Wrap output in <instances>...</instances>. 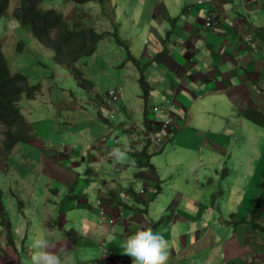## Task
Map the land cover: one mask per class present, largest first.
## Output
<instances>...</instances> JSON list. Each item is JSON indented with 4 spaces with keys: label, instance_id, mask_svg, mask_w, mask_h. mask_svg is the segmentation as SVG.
Segmentation results:
<instances>
[{
    "label": "rangeland",
    "instance_id": "rangeland-1",
    "mask_svg": "<svg viewBox=\"0 0 264 264\" xmlns=\"http://www.w3.org/2000/svg\"><path fill=\"white\" fill-rule=\"evenodd\" d=\"M70 2L41 0L39 6L41 9H54L64 18L72 14L81 15L82 10L86 11L92 29L105 22L102 29L96 31H106L108 35L96 43L91 55L81 56L75 62V67L89 80L90 87L85 82L78 85L69 70L53 60L52 51L32 37L28 26L16 21L12 12L17 6V0H9L7 9L0 15V49L9 71L23 74L28 85L38 84L33 98L29 99L22 93L16 102L19 113L30 126L28 139L17 142L7 155L4 153L0 157V188L4 192L3 204L8 224L12 226L11 244L6 243L3 233L0 235V264H31V243L39 237L49 240L57 250L61 264H102L101 259L108 257V245L115 247L119 242L112 240L113 235L103 233L98 214L91 212L88 207L94 208L93 188L99 187L100 182H86L89 175L87 163L91 162L87 151L91 148L92 155L98 157L97 145L93 142L102 136L107 139L106 144H112V149L116 147L125 152L124 156H128L131 161L134 157L130 152L140 148L134 143L144 139L140 134L143 125L142 113L139 111L143 99L138 87L136 65L129 58V54L133 56L136 51L133 49L131 52L129 42L120 36L118 23L111 17L110 23L106 22L97 7L99 4L87 1L76 7ZM67 3L68 6L64 8ZM68 11H71V15H65ZM141 69L146 75L143 77L154 88L153 98L159 99L163 91L167 92L166 82V85L162 84L157 74L152 76L151 71L147 72V65ZM107 91L116 95L111 103ZM153 98L148 100L150 107L155 103ZM188 99L191 100L190 97ZM160 104L166 106L169 103L164 97ZM186 106L189 104L186 103ZM170 107L171 104L165 109ZM214 112H217L214 106L205 102L201 116H198L201 118L193 119L192 122L205 124V127L214 126L215 123L219 133H224L221 122L213 118ZM146 116L151 119L153 112L148 109ZM156 121L162 126L165 120H159L157 116ZM228 121L243 122L237 118H228ZM2 137L0 132V142ZM161 137L164 138L161 144L150 145L153 151L150 161L155 166L156 175L147 195L150 209L154 206L157 208L166 200V211L161 218L162 223L166 222L165 233L163 235L158 232L167 242L169 256L166 264H220L219 259L231 255L236 247L246 245L253 234L260 235L264 240V233L253 230L251 226L244 231L245 240L239 232L242 226H236L234 231L235 225L228 216L233 213V220L247 217L258 204V207L263 208L261 214L264 217V127L246 119L243 125H238L227 142V152L232 150L236 156L233 161L225 158V155L200 154L197 170L204 181L198 183L196 190L201 194L192 191L194 187L191 178L194 171L184 169L182 164L173 165L176 160L173 159L174 153L167 155L166 147L163 148L169 144L168 147L177 148L171 144L170 124L162 130ZM246 139H250L254 146L250 147L251 154L246 150H238L240 143ZM147 141L150 142L148 139L143 143ZM128 148L131 150L125 151ZM257 152H262L263 158ZM243 157L248 159L246 164H243ZM100 158L105 163L104 180L122 182L123 177H117L119 171L110 165L115 160ZM116 160L122 162L124 168L128 165L126 160ZM247 164L252 171H249L247 180L245 178L247 186H243L242 175L248 170ZM136 167L128 165L123 173L128 174ZM207 170H210L209 174ZM174 178L179 182L174 181ZM123 187L128 186L126 184ZM138 187L140 185L134 184L135 191ZM138 191V196L144 197L142 190ZM175 192H178L177 195H174ZM180 192H183L185 199H194L195 203L201 199L206 200L209 203L208 209H205L204 202L198 210L190 205L179 204L183 197ZM66 196L71 198L70 202L76 196L85 199L87 205L59 211V205L66 201ZM234 200H237L236 204ZM227 206L231 208L227 209ZM220 215L221 222L217 220ZM151 218L159 219L153 215ZM197 218L198 221H193ZM88 221L92 223L84 226L82 222ZM258 223L264 224V221ZM142 226L152 228L153 222ZM76 232L81 233V238L76 236ZM197 232L200 236L195 238ZM122 233L119 239L121 245H124L129 234ZM3 248L6 251L3 252ZM244 257L245 254L240 253V257L236 256L228 262L221 261V264H234L232 261L245 264Z\"/></svg>",
    "mask_w": 264,
    "mask_h": 264
},
{
    "label": "crops",
    "instance_id": "crops-1",
    "mask_svg": "<svg viewBox=\"0 0 264 264\" xmlns=\"http://www.w3.org/2000/svg\"><path fill=\"white\" fill-rule=\"evenodd\" d=\"M92 1L99 4L97 7L100 12L102 11L101 13L108 24L110 17L119 24L118 32L129 42L131 52L135 49L136 53L133 56L138 62L137 73L138 65L144 64L149 68L147 72L151 71L152 76L157 74L158 80H161L162 84L166 82L165 90L167 92L163 91L159 99L153 98L154 88L152 85L150 86L148 100L153 98L157 105L154 103L150 107L147 101L143 113L142 102L139 111L144 115L148 109L153 112V117L148 118V126H146L153 132L161 129L158 125L159 121H156L157 116L159 120L165 119L167 111L169 112L170 140L171 144H175L177 148L168 147L169 144L166 146V154L174 153L173 159L176 160L173 161V165L182 164L184 169L194 171L191 178V185L194 187L192 191L195 194L198 193L196 187L199 182L204 181L197 170V159L201 157L200 154L204 152L208 155H225V158L233 161L236 156L232 150L227 152V142L230 141L229 137L238 125L240 123L243 125L246 118L242 113L246 109L252 108L264 115V32L260 37L254 30L256 27L264 26V0ZM74 16L75 14H72L65 19L71 21ZM79 16H81L79 21L82 26H91L88 12L82 10V14ZM204 16L211 18L212 23L208 27L203 24ZM85 20L88 22L85 23ZM103 25L105 22L95 28L101 30ZM157 55L162 56L157 58ZM141 72L143 76H146L144 70ZM164 97L171 107L161 114L158 112L159 108L169 105L161 106L160 102ZM205 102L212 104L216 109L217 112L213 113V118H216L217 122H221L220 125L223 127L225 135L219 133L218 125L216 126L215 123L214 126L205 127V124L192 122L193 119L201 118L198 116H201ZM186 103L189 104L188 107ZM154 108H158V110ZM172 109L173 111H171ZM228 118H237L243 122L232 123L228 121ZM134 130L135 128L131 132L133 133ZM99 142L101 139L93 142L97 145L98 157L92 155L91 148L87 151L91 162L87 163L89 175L86 182L88 184L100 182L99 187L93 188L99 203L96 204L94 197V208L88 207L91 208V212L96 214H98L97 205L104 211L105 217L110 223H101V229L106 235H113L112 240L119 241L115 247L108 245V257L102 258L101 261L102 264H133L131 257L128 261H123L127 254L119 239L122 236V231V234L131 235L143 228L142 225L153 222V231L161 232L164 235L166 222L162 223L161 218L164 216V210L166 211V200L157 208L154 206L153 209H150L147 192L156 173L143 167H136L128 174L123 173L128 165L136 166L134 159L131 161L128 156L120 158L128 163L124 168L123 163L117 161V157L113 155V150L116 147L112 149L111 144H106V141L103 144H99ZM141 144V142L134 143L139 147ZM251 146L254 148L250 139H246L240 143L238 150L242 152L246 150L251 154ZM257 153L260 158H263L262 152ZM40 157L41 160L44 159L42 155ZM100 157L109 158L111 161L115 160L110 162V165H113L114 170L119 171L117 177L121 175L122 182L104 180L103 165L105 163L100 160ZM247 161L248 159L243 157V164H246ZM247 166L248 170L242 175L244 177L243 186H247L245 178L247 180L249 171H252L249 164ZM69 170L73 172V169ZM207 172L209 174L210 170ZM137 175L140 177H135ZM205 178H207L206 175ZM174 181L179 182L176 178ZM126 184L130 189L129 193L123 187ZM134 184L140 185L138 190H142L141 193H144L146 198L138 196V190H134ZM250 184L251 182L248 185ZM176 193L178 192H175L174 195H177ZM180 193L183 195V192ZM132 195H136L137 199ZM238 197L239 195L236 199ZM73 198L74 201L70 202L71 198L66 196V201L59 205V211L80 207L82 204L87 205V200L78 199L77 196ZM77 200H82V202ZM202 202L206 205L205 209H208L209 203L204 199L195 203L194 199H185L183 195L179 200V204L190 205L196 210L202 208ZM234 202L236 204L237 200ZM238 206L237 213L240 211V205L238 204ZM229 208L231 206H227V209ZM151 215L154 218L158 216L159 219L153 220ZM199 218L193 221H198ZM217 220L221 222V215ZM82 223L85 226L92 222ZM47 226L50 227V225ZM236 226H242V229H239L242 236L244 231L250 227L249 224H236L234 231ZM50 231L52 230H48V232ZM81 233L76 232V236L81 238ZM84 233L85 228L83 229ZM199 236L200 234L197 232L195 238ZM243 238L246 240V237L243 236ZM103 252L102 249L101 253ZM231 253L229 256H223L221 260L219 259L220 264L221 261L228 262L235 259L236 256L240 257V253L245 254V259H243L245 264H264V240L260 235L253 234L246 245L236 247ZM232 262L235 264L234 261Z\"/></svg>",
    "mask_w": 264,
    "mask_h": 264
},
{
    "label": "trees",
    "instance_id": "trees-1",
    "mask_svg": "<svg viewBox=\"0 0 264 264\" xmlns=\"http://www.w3.org/2000/svg\"><path fill=\"white\" fill-rule=\"evenodd\" d=\"M9 0H0V15L7 9ZM73 3H81L88 0H71ZM41 0H17V6L12 12V16L20 24L28 26V30L32 37L42 46L50 49L53 53V60L65 66L70 75L77 81L78 85H90L88 79L83 77L81 70L75 67V62L81 56H89L95 50L96 43L108 35V32H96L91 27H81L76 19H73L69 24L65 18L54 9H41L39 4ZM258 36H262L264 26L254 29ZM162 56V55H161ZM129 58L137 65V60L129 54ZM160 58V57H157ZM139 67V65H138ZM138 87L140 89L141 98L144 105L147 104L150 92L149 81L143 77L139 71L137 75ZM38 89V84L28 85L26 78L20 72H10L3 54L0 49V124L3 128L0 131L3 133V138L0 142V157L9 152L17 142H23L29 136V123L24 120L18 111L16 102L20 95L24 93L25 97L31 99L34 97L35 91ZM142 113V122L147 126L148 118ZM242 115L249 121L264 127L263 113L248 108ZM151 143L147 141L142 143L141 148L130 152L134 157V162L137 167H143L150 172L155 171V166L150 161V156L153 153L150 150ZM165 148V146L163 147ZM163 148H160L163 149ZM264 185V181L262 182ZM130 191L129 187L125 188ZM4 192L0 188V235L4 234L6 243L11 244V228L8 224V216L5 212L3 204ZM136 198V195H132ZM263 208L258 207V204L250 210L247 217H239L233 220V213L228 216L232 219L233 225L249 224L251 228L260 230L264 233V224H259L260 220L264 221L261 212ZM3 228V230H2ZM3 248V252L6 251ZM129 256L126 255L123 261H128Z\"/></svg>",
    "mask_w": 264,
    "mask_h": 264
},
{
    "label": "clouds",
    "instance_id": "clouds-1",
    "mask_svg": "<svg viewBox=\"0 0 264 264\" xmlns=\"http://www.w3.org/2000/svg\"><path fill=\"white\" fill-rule=\"evenodd\" d=\"M88 1H92V0H88ZM85 2H87V1H85ZM70 3L76 5V7H77V4H82L84 2L73 3L71 1ZM66 6H68V3L64 6V8ZM68 12H70V11H68ZM68 12H65V15L68 14ZM68 15H71V12ZM77 16H79V15H75L72 18V20L76 19ZM206 17L209 18L210 22L212 23L211 18L209 16H204V20ZM78 18H81V16H79ZM78 18L76 19V21L79 23V25L81 27H86V28L90 27V26H82ZM65 21L68 24L71 22V21H67L66 19H65ZM203 24H204V22H203ZM206 27H208V26H206ZM143 65L144 64L139 65L138 72L139 71L141 72V70H142L141 67H143ZM107 93L110 95V98L108 100L111 103V101H113L115 99L116 95L110 94L108 91H107ZM154 109L158 110V108H154ZM159 110L161 112H159ZM159 110H158V112L161 114L166 112V109L162 108V107L159 108ZM168 113L169 112L167 111L166 114H168ZM103 120H106V118H103ZM142 125H143V131H140V134L144 133L147 135L150 132H153L152 130H149V127H146V125H144L143 122H142ZM1 128H3L2 124H0V129ZM106 140L107 139L104 136L101 137V143L102 144ZM112 142H115V140H112ZM165 147H166V145H165ZM111 148H112V144H111ZM130 150L131 149L128 148L125 151H130ZM113 155H115L118 159H120L125 155V152H121L119 149H115L113 152ZM31 249H32L31 264H61V258L58 255L57 250L51 246L48 239H46L44 237L34 238L32 240V243H31ZM124 249H125V253L129 257L132 258L133 264H166V261L168 260V256H169V253L167 251V242L162 237V235L154 232L151 227L140 228L134 234L129 235L124 241Z\"/></svg>",
    "mask_w": 264,
    "mask_h": 264
},
{
    "label": "built area",
    "instance_id": "built-area-1",
    "mask_svg": "<svg viewBox=\"0 0 264 264\" xmlns=\"http://www.w3.org/2000/svg\"><path fill=\"white\" fill-rule=\"evenodd\" d=\"M204 25L205 26L211 25L209 18H207V17L205 18ZM159 112H161V111L159 110ZM164 120H165L164 123L162 124V126H160L161 127L160 131L150 132L149 135L142 133L141 135L143 136L144 139L142 140L141 143H143L144 141L149 139L151 144H154V143L155 144H161L163 139H164L161 137V132H162V130L166 129L170 124V118H169L168 114ZM94 197H95L96 204H98L99 203V199L97 198L98 196L96 194H94ZM97 208H98L99 224L101 225V223H104L106 221L109 222L107 220V218L105 217L104 211H102L98 205H97Z\"/></svg>",
    "mask_w": 264,
    "mask_h": 264
},
{
    "label": "bare ground",
    "instance_id": "bare-ground-1",
    "mask_svg": "<svg viewBox=\"0 0 264 264\" xmlns=\"http://www.w3.org/2000/svg\"><path fill=\"white\" fill-rule=\"evenodd\" d=\"M14 4V3H13Z\"/></svg>",
    "mask_w": 264,
    "mask_h": 264
}]
</instances>
